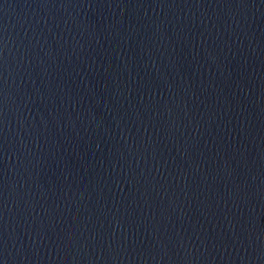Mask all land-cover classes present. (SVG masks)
<instances>
[{
    "label": "water",
    "instance_id": "1",
    "mask_svg": "<svg viewBox=\"0 0 264 264\" xmlns=\"http://www.w3.org/2000/svg\"><path fill=\"white\" fill-rule=\"evenodd\" d=\"M3 264H264V0H0Z\"/></svg>",
    "mask_w": 264,
    "mask_h": 264
},
{
    "label": "snow or ice",
    "instance_id": "2",
    "mask_svg": "<svg viewBox=\"0 0 264 264\" xmlns=\"http://www.w3.org/2000/svg\"><path fill=\"white\" fill-rule=\"evenodd\" d=\"M0 264H3V261L2 260H0Z\"/></svg>",
    "mask_w": 264,
    "mask_h": 264
}]
</instances>
